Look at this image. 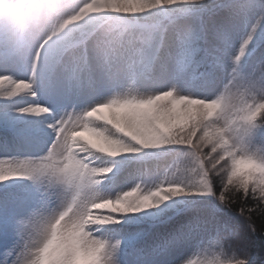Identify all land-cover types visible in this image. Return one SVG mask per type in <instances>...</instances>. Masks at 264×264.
<instances>
[{
	"label": "snow or ice",
	"instance_id": "snow-or-ice-1",
	"mask_svg": "<svg viewBox=\"0 0 264 264\" xmlns=\"http://www.w3.org/2000/svg\"><path fill=\"white\" fill-rule=\"evenodd\" d=\"M0 209V264H252L264 0H0Z\"/></svg>",
	"mask_w": 264,
	"mask_h": 264
},
{
	"label": "trees",
	"instance_id": "trees-1",
	"mask_svg": "<svg viewBox=\"0 0 264 264\" xmlns=\"http://www.w3.org/2000/svg\"><path fill=\"white\" fill-rule=\"evenodd\" d=\"M254 207V205H250ZM236 223H238L242 230H246L245 222L242 217L237 214H231ZM257 232L250 235L247 241L248 249L252 256V264H264V220L260 217L256 218Z\"/></svg>",
	"mask_w": 264,
	"mask_h": 264
},
{
	"label": "rangeland",
	"instance_id": "rangeland-1",
	"mask_svg": "<svg viewBox=\"0 0 264 264\" xmlns=\"http://www.w3.org/2000/svg\"><path fill=\"white\" fill-rule=\"evenodd\" d=\"M6 244L3 242H0V253L3 252L4 248H5Z\"/></svg>",
	"mask_w": 264,
	"mask_h": 264
}]
</instances>
